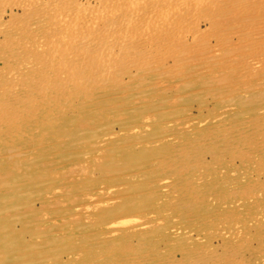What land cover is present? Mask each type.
I'll return each mask as SVG.
<instances>
[{
    "label": "rangeland",
    "instance_id": "obj_1",
    "mask_svg": "<svg viewBox=\"0 0 264 264\" xmlns=\"http://www.w3.org/2000/svg\"><path fill=\"white\" fill-rule=\"evenodd\" d=\"M23 1L0 0L21 26L0 35V264H264V0H165L75 65L51 61L68 17L99 30L131 0Z\"/></svg>",
    "mask_w": 264,
    "mask_h": 264
},
{
    "label": "bare ground",
    "instance_id": "obj_2",
    "mask_svg": "<svg viewBox=\"0 0 264 264\" xmlns=\"http://www.w3.org/2000/svg\"><path fill=\"white\" fill-rule=\"evenodd\" d=\"M3 1V0H2ZM26 1V0H25ZM25 1H23V2H25ZM30 1V0H29ZM39 1V0H38ZM37 1V2H38ZM53 1V0H52ZM54 1H58L59 3L58 4H61V6H62V11H64L65 12V14H66V11L68 10V12H71V11H69V9H71V7H73L75 4L77 5V3H74L75 2V0L74 1H72V0H54ZM101 1V0H100ZM120 1V0H119ZM125 0H123V2H124ZM141 0H131V1H129V2H126V4L128 3V5H124V7L123 6H121V5H123V4H121L120 5V7H118V6H115L114 8H107V10L109 11V15L107 14H104L103 12H104V10L103 11H100V10H98V12H95V14H96V22H95V25H97L98 27H100V29L99 30H96V29H94V27H91L89 24V26H87V27H85L86 25H82V24H79V21L80 20H82V19H84L85 17H86V15H84V14H81V12H79L80 11V9H82V8H78L79 9V11H78V9H77V13H79L78 15H79V17H82V18H76V16L77 15H73V16H75V18H73L72 17V19L70 18V17H68L69 19H68V23H66L65 21H67V19L65 18L66 16H69V14H67V15H65V21L63 22V24H67V28H66V30H68V28H69V32H70V34L74 37V39H72L73 40V42H71V45H69V46H66V47H62V48H60L59 50H58V44H57V42L58 41H63V40H65L66 41V39H59L58 40V38H57V40H56V48H55V50L57 49L60 53L61 52H63L64 54H62L61 53V55H60V53H58L57 55H54L52 52H49V53H52L53 54V57H52V60L49 58V60H51V61H53L54 59H57V60H55V62L53 61V64H55L56 62H60V60H61V63L64 61H72L73 62V64L75 63V64H80V62L79 63H77L80 59H81V61H83V60H86L87 58L89 59V55H92L93 53H94V55H98L99 57H100V55H102L104 52H107L108 50H109V48L111 47V46H109V45H113V44H110V43H112L113 41H114V39H113V41H112V39L110 40V41H106V39L104 38L105 37V35L107 34V33H109V34H111L109 31H110V27L111 28H113V27H118V28H122V29H124V30H126L127 28L129 29V27H131V26H133L132 28H131V30H133V32H134V30H136V29H134V27L136 26V25H142L143 23V25H146V23L145 22H150V21H154V20H151V18L152 19H156V16L158 15L159 16V14L161 15V13L164 11V12H166V13H169V11H170V7L171 6H169L168 7V5L166 6L165 5V0L163 1V6H161V7H158V6H160V3H161V1H160V3H159V1H158V5H157V2H156V0H154V1H152V2H147V3H145L144 4V6H142L143 4H142V2H140ZM171 1V0H170ZM176 1V0H175ZM184 1V0H183ZM16 2V1H15ZM46 2L48 3V1L46 0ZM46 2H44L45 4H46ZM122 2V3H123ZM17 3V2H16ZM25 3H28V1L27 2H25ZM29 3H31V2H29ZM43 3V4H44ZM51 3H53V2H51ZM112 3V2H111ZM119 3V2H118ZM169 3V2H168ZM173 3V2H172ZM1 4V3H0ZM32 4H33V1H32ZM31 4V5H32ZM35 4H37V3H34V5ZM39 4H40V2H39ZM43 4H41V5H43ZM44 4V5H45ZM56 4H57V2H56ZM56 4H55V6H56ZM115 4V3H114ZM120 4V3H119ZM119 4H117V5H119ZM17 5V4H16ZM34 5H33V8L30 6L29 7V9L30 8H32V10L33 9H37L38 7H39V5H37V6H35L36 8H34ZM48 5H49V3H48ZM51 6L53 5V4H50ZM76 5L74 6L75 7V9H76ZM108 5H110V4H108ZM25 6V5H24ZM47 6V5H46ZM83 6V5H82ZM111 6H114L113 4H111ZM111 6H108V7H111ZM28 7V6H27ZM41 7V9H42V6H40ZM39 7V8H40ZM50 7V6H49ZM74 7H73V9H74ZM22 8V7H21ZM53 8H54V6H53ZM58 8H59V6H58ZM61 8V7H60ZM102 9H103V7H101ZM172 8V7H171ZM40 9V10H41ZM174 9V8H173ZM181 9V8H180ZM32 10H30V13H32ZM38 10V9H37ZM59 10V9H58ZM58 10H57V12H58ZM83 10H84V8H83ZM161 10V11H160ZM175 10V9H174ZM26 11H28L27 9H26ZM51 11V10H50ZM53 11V10H52ZM73 11V10H72ZM76 10H74V12H75ZM82 11V10H81ZM106 11V10H105ZM172 11V10H171ZM180 11V10H179ZM44 12V11H43ZM53 12H55V10L53 11ZM63 12V13H64ZM83 12V11H82ZM88 12V11H87ZM244 12V11H243ZM23 13V12H22ZM46 13V12H45ZM44 13V15H46ZM52 13V12H51ZM50 13V14H51ZM106 13H108V12H106ZM34 18L32 17V19L33 20H31V21H35V22H33V24L32 23H30V22H26V20H25V23H29V25L30 24H32L31 26L33 27V29H34V26H35V24L36 25H45V24H47V25H45V26H51L50 27V29L52 30V31H55V30H53V27L55 26L56 27V25L58 24L57 22L58 21H60V20H58V21H55L54 19H53V21L54 22H51L50 20L52 19V17L51 18H49L50 17V15H47V16H49L48 18H47V16L45 17V16H43V14H42V10L41 11H35L34 13ZM32 14V15H33ZM59 14V13H58ZM60 14H62V13H60ZM73 14V13H72ZM71 14V15H72ZM74 14H76V13H74ZM90 14V13H89ZM163 14V13H162ZM170 14V13H169ZM2 15V14H1ZM29 15V14H28ZM31 15V14H30ZM56 15H57V13H56ZM56 15H55V17H56ZM91 15V14H90ZM94 15V14H93ZM105 17H104V16ZM166 15V14H165ZM168 15V14H167ZM173 15V14H172ZM54 16V15H53ZM58 16V15H57ZM60 16V15H59ZM85 16V17H84ZM92 16V15H91ZM90 16V17H91ZM189 16V15H188ZM30 18H31V16H29ZM95 17V16H94ZM143 17H145V22L143 21L144 20V18ZM159 17H161V16H159ZM58 18V17H57ZM60 18H62V19H64L63 17H60ZM88 18V17H87ZM142 18H143V20H142ZM164 18V17H163ZM59 19V18H58ZM89 19H91V18H89ZM88 19V20H89ZM92 19H93V17H92ZM150 19V20H149ZM159 21H160V19L159 18H157ZM190 19V18H189ZM28 20V19H27ZM30 20V19H29ZM85 20H87L86 18H85ZM166 20V19H165ZM16 21H18V19L16 20ZM21 22H23L22 20H20ZM83 21V20H82ZM157 20H155V22H156ZM158 21V22H159ZM188 21V20H187ZM12 22V23H11ZM11 22H9L8 24H5V25H7L6 27H10V30L12 29H16V31L19 29H17V27H21V26H19V22H18V24H16V23H14L13 21H11ZM20 22V23H21ZM87 22V21H86ZM89 22H90V20H89ZM88 22V23H89ZM94 22V21H93ZM182 22V21H181ZM4 23V22H3ZM2 23V24H3ZM77 23V25H75ZM81 23V22H80ZM82 23H85L84 21L82 22ZM165 23V22H164ZM63 24H62V26H63ZM158 24V23H157ZM160 24V23H159ZM18 25V26H17ZM21 25V24H20ZM23 25V28H24V24H22ZM59 25H61V24H59ZM82 25V27H80ZM95 25H93V26H95ZM135 25V26H134ZM177 25V24H176ZM179 25H182V23H180ZM191 25V24H190ZM3 26H4V24H3ZM13 28H12V27ZM17 26V27H16ZM38 26V27H39ZM65 26V25H64ZM96 26V27H97ZM138 26V27H139ZM150 26V25H149ZM157 26V25H156ZM5 27V28H6ZM35 27H37V26H35ZM38 27L36 28V29H38ZM40 27H42V26H40ZM46 27V28H47ZM60 28H61V26H59ZM137 27V28H138ZM141 27H143V26H141ZM154 27V26H153ZM158 27V26H157ZM156 27V28H157ZM160 27V26H159ZM174 27V26H173ZM27 28H28V26H27ZM45 28V27H44ZM57 28V27H56ZM65 28V27H64ZM117 28V29H118ZM155 28V27H154ZM162 28V27H161ZM2 29L4 30V28L2 27ZM26 29V28H25ZM32 29V28H31ZM33 29H32V32H33ZM36 29H35V31H36ZM40 29V28H39ZM42 29H43V27H42ZM57 29H59V28H57ZM63 29V28H62ZM139 29V28H138ZM144 29V28H143ZM10 30H9V32H10ZM20 30H21V28H20ZM20 30L18 31V32H20ZM45 30H47V29H45ZM48 30H49V28H48ZM65 30V29H64ZM64 30H62V32H64ZM145 30V29H144ZM148 30H150V29H148ZM158 30V29H157ZM0 31H1V27H0ZM7 31L8 30H6V32L5 31H2V32H0V35H4L5 36V34H1V33H6V34H8L7 33ZM15 30H13L12 31V33L14 32ZM23 31V30H22ZM59 31H61V30H59ZM120 31V30H119ZM146 31V30H145ZM30 32V31H29ZM42 31L40 30V33H41ZM55 32H57V30L55 31ZM54 32V33H55ZM62 32H60V33H62ZM67 32V34H68V31H66ZM66 32H64V33H66ZM115 32V31H114ZM131 32V31H130ZM132 32V33H133ZM255 32V31H254ZM22 33V32H21ZM24 33H25V31H24ZM31 33V32H30ZM39 33V32H38ZM46 33V32H45ZM50 33V32H49ZM49 33H48V35H49ZM58 33V35H60L59 34V32H57ZM113 33V32H112ZM119 33V32H118ZM135 33V32H134ZM11 33H9L8 35H10ZM15 34L17 35V37L19 36L18 35V33L17 32H15ZM23 34V33H22ZM21 34V35H22ZM27 34V33H26ZM51 35L53 34V32L52 33H50ZM63 34V33H62ZM62 34H61V37H62ZM127 34V33H126ZM137 34V33H136ZM35 35L36 34H34V37H35ZM44 35H46V34H44ZM50 35V36H51ZM57 35V36H58ZM64 35V34H63ZM101 35L103 36V37H101ZM115 35V34H114ZM113 35V36H114ZM131 35H133V34H131ZM142 35V34H141ZM140 35V36H141ZM183 35V34H182ZM15 35H13V37H14ZM26 36V35H25ZM53 36V35H52ZM55 36H56V34H55ZM65 36V35H64ZM68 36H70L69 34H68ZM100 36V37H99ZM109 36V35H108ZM130 36V35H129ZM143 36H145V35H143ZM143 36H142V38H143ZM7 37H9V36H6V38ZM12 37V36H11ZM31 37H32V34H31ZM36 37H40V36H36ZM42 37H43V34H42ZM54 37V36H53ZM132 37V36H131ZM165 37V36H164ZM5 38V37H4ZM3 38V39H4ZM24 38V37H23ZM55 38V37H54ZM109 38H113V37H109ZM108 38V39H109ZM118 38V37H117ZM127 38V37H126ZM12 39V38H11ZM36 39V38H35ZM34 38L33 39H31V40H35ZM38 39V38H37ZM40 39H41V37H40ZM43 40L42 41H44V37L42 38ZM116 39V38H115ZM121 39V38H120ZM127 39H129V37L127 38ZM126 39V41H127V44L129 43V45H130V43L131 42H133V41H131V42H128L129 40H127ZM153 39V38H152ZM9 40V39H8ZM49 40H51V39H49ZM54 40V39H53ZM67 40H70V41H72L71 39H67ZM135 40V39H134ZM138 40H140V39H138ZM137 40V41H138ZM143 40H145V39H143ZM35 41H37V40H35ZM46 41V40H45ZM65 41L64 42H62V43H65ZM137 41L135 42V43H137ZM3 42V41H2ZM24 42H25V40H24ZM53 42H55V41H53ZM52 42V43H53ZM115 42H116V40H115ZM123 42V41H122ZM142 42V41H141ZM26 43H28V41H26ZM25 43V44H26ZM40 43H41V40H40V42H39V45H40ZM42 43H44V42H42ZM62 43H59L60 44V46H61V44ZM70 42H68V44H69ZM114 43V42H113ZM118 43V42H117ZM148 43V42H147ZM23 44V43H22ZM45 45H46V42L44 43ZM67 44V45H68ZM139 44V43H138ZM141 44V43H140ZM3 45H4V42H3ZM37 45V43H35V46ZM45 45H44V48H45ZM49 45V44H48ZM63 46H64V44H62ZM116 45V44H115ZM123 45V44H122ZM121 45V46H122ZM16 46H17V44H16ZM19 46V45H18ZM34 46V47H35ZM1 47H2V45H1ZM14 47V46H13ZM55 47V46H54ZM131 47V49L130 50H127V51H132L133 50V46H129V47H127V48H130ZM140 47V46H139ZM3 48V47H2ZM1 48V49H2ZM30 48V47H29ZM36 48H38L37 46H36ZM39 48H40V46H39ZM39 48H38V50H39ZM42 48H43V45H42ZM126 48V49H127ZM0 49V50H1ZM4 49V48H3ZM2 49V50H3ZM8 49H10V48H8ZM17 49V48H16ZM15 49V50H16ZM32 49H34V48H32ZM119 49H120V47H119ZM135 49V48H134ZM145 49V48H144ZM156 49V48H155ZM7 50V49H6ZM13 50V49H12ZM14 50V51H15ZM36 50V49H35ZM44 50V49H43ZM43 50L41 51V52H43ZM54 49L52 50V51H55ZM185 50V49H184ZM4 51V50H3ZM30 51H31V48H30ZM49 51H51V50H49ZM151 51V50H150ZM33 52V51H32ZM35 52V51H34ZM33 52V53H34ZM38 52H40V50L38 51ZM44 52H45V50H44ZM23 53V52H22ZM108 53V52H107ZM120 53V52H119ZM171 53H172V51H171ZM10 54V53H9ZM27 54V53H26ZM35 54V53H34ZM40 54V53H39ZM43 54H45V53H43ZM116 54V53H115ZM123 54V53H122ZM150 54H152V53H150ZM160 54V53H159ZM174 54V53H173ZM0 55H1V53H0ZM5 55H6V53H5ZM40 55H42V54H40ZM51 55V54H50ZM60 55V56H59ZM22 56V55H21ZM26 56V55H25ZM31 56V55H30ZM38 56V55H37ZM165 56V55H164ZM2 57H3V55H2ZM13 57V56H12ZM11 57V58H12ZM15 57V56H14ZM35 57V56H34ZM43 57V56H42ZM51 57V56H50ZM94 57V56H93ZM98 57V58H99ZM102 57V56H101ZM129 57V56H128ZM127 57V58H128ZM133 57V56H132ZM147 57V56H146ZM155 57V56H154ZM162 57V56H161ZM4 58V57H3ZM6 58H9V57H7L6 56ZM40 58V57H39ZM44 58V57H43ZM126 58V59H127ZM158 58V57H157ZM167 58V57H166ZM10 59V58H9ZM96 59V58H95ZM121 59V58H120ZM172 59V58H171ZM48 60V59H47ZM47 60H45V62L47 61ZM48 60V61H49ZM59 60V61H58ZM63 60V61H62ZM122 60V59H121ZM141 60V59H140ZM155 60V59H154ZM160 60V59H159ZM158 60V61H159ZM188 60V59H187ZM14 61V60H13ZM67 61V62H68ZM125 61H127V60H125ZM143 61V60H142ZM146 58H145V60L143 61V62H141L140 64H135V63H133V61L130 59V60H128L127 62H125V63H123L124 61H121L123 64H122V66L125 64L127 67H132V68H137V67H142V66H144V64H146ZM71 62V63H72ZM134 62H136V61H134ZM26 63H28V62H24V64H26ZM49 62H47V64H48ZM51 63V62H50ZM69 63V62H68ZM68 63H66V64H68ZM90 63V62H89ZM96 63V62H95ZM29 64V63H28ZM35 64V63H34ZM44 64H46V63H42V65H44ZM63 64V63H62ZM70 64V63H69ZM72 64V65H73ZM74 64V65H75ZM101 64V63H100ZM155 64V63H154ZM176 64V63H175ZM41 65V64H40ZM56 65H57V63H56ZM73 65V66H74ZM141 65V66H140ZM150 65V64H149ZM148 65V66H149ZM252 65V64H251ZM25 66V65H24ZM39 66V65H38ZM64 66H66V65H64ZM63 66V67H64ZM77 66V65H76ZM81 66H83V63H82V65ZM86 66H88V65H86ZM90 66V65H89ZM92 66V68H93V65H91ZM134 66V67H133ZM154 66V65H153ZM156 66V65H155ZM18 67V66H17ZM42 67V66H41ZM44 67H45V65H44ZM47 67V66H46ZM52 67V69L50 68V64H49V69L50 70H54V69H56V67L57 66H55V67H53V66H51ZM78 67V66H77ZM85 67V66H84ZM103 68V65L102 66H98V67H95V68H93V69H96L95 71L96 72H91L92 73V75H95L96 73L98 74V77H99V75L101 74V72H102V68ZM106 67V66H105ZM145 67H146V65H145ZM25 68V67H24ZM36 68H38V67H36ZM54 68V69H53ZM70 68V67H69ZM73 68V67H72ZM101 68V69H100ZM107 68V67H106ZM79 69V68H78ZM80 69H82V68H80ZM110 69H112V68H110ZM124 69H125V67H124ZM138 69V68H137ZM136 69V70H137ZM141 69V68H140ZM36 70V69H35ZM38 70H40L39 68H38ZM46 70V69H45ZM64 70V69H63ZM89 70V69H88ZM103 70H105V69H103ZM114 70V69H113ZM112 70V71H113ZM158 70V69H157ZM122 71V70H121ZM3 72V71H2ZM10 72V71H9ZM43 72V71H42ZM45 72V71H44ZM48 72V71H47ZM53 72V71H52ZM46 73V72H45ZM54 73V76L55 77H58V79H59V76L61 77V75H62V73L60 72V70H59V72L56 70V71H54L53 72ZM58 73H60V74H58ZM74 73V72H73ZM72 73V74H73ZM88 73V72H87ZM91 73H90V75H91ZM103 73V72H102ZM107 73H109V71L107 72ZM47 75H48V73H46ZM74 74H76V73H74ZM77 75V74H76ZM75 75V76H76ZM91 75V76H92ZM107 75V74H106ZM112 75V74H111ZM13 76V75H12ZM87 75L86 74H84L83 75V77H82V79H84V81H86L85 79L87 78L88 79V76L86 77ZM101 76V75H100ZM31 77V76H30ZM62 77H64V76H62ZM62 77H61V79H62ZM73 77V76H72ZM104 77H106V76H104ZM1 78V77H0ZM33 78V77H32ZM47 78V77H46ZM65 78H67V77H65ZM64 78V79H65ZM91 78V77H90ZM89 78V79H90ZM93 78V77H92ZM30 79V78H29ZM42 79V78H41ZM45 79V78H44ZM50 79V78H49ZM51 79H56V78H51ZM60 79V80H61ZM95 79V78H94ZM23 80V79H22ZM66 80H69V79H66ZM48 81V80H47ZM50 81V80H49ZM48 81V82H49ZM55 81V80H54ZM117 81V80H116ZM6 82V81H5ZM19 82V81H18ZM43 82V81H42ZM48 82H45L46 84H48ZM62 82V81H61ZM64 83H65V81H63ZM68 81H66V83H67ZM12 83H14V82H12ZM21 83H22V81H21ZM21 83H20V85H21ZM69 83V82H68ZM78 83V82H77ZM25 84V83H24ZM45 84V85H46ZM97 84V83H96ZM19 85V86H20ZM29 85V84H28ZM65 85V84H64ZM98 85V84H97ZM18 86V87H19ZM38 86V85H37ZM27 87V86H26ZM25 87V88H26ZM76 87V86H75ZM67 88V87H66ZM248 89V88H247ZM10 90V89H9ZM12 90V89H11ZM39 91V90H38ZM54 91V90H53ZM69 91V90H68ZM27 92V91H26ZM7 94V96L8 95H12V93H8V92H6ZM43 93V92H42ZM14 94V93H13ZM16 94V93H15ZM18 94V93H17ZM25 94V93H24ZM50 94V93H49ZM31 95V94H30ZM69 95V94H68ZM15 96V95H14ZM13 96V97H14ZM3 97V96H2ZM12 97V98H13ZM17 97V96H16ZM4 98V97H3ZM11 98V97H10ZM23 98H25V97H23ZM15 99H17V98H15ZM28 99V98H27ZM5 100H7V97L5 98ZM21 100V99H20ZM26 100V99H25ZM15 100L13 99V102H14ZM1 102V101H0ZM8 102V101H7ZM18 102V101H17ZM16 103V102H15ZM3 104H4V101H3ZM263 109V108H262ZM264 118V117H263ZM239 123V122H238ZM245 123V122H244ZM243 126H244V124H243ZM237 127V126H236ZM226 128V127H225ZM233 128V127H232ZM244 129V128H243ZM238 131V130H237ZM195 143V142H194ZM193 147V146H192ZM16 149V148H15ZM7 152V151H6ZM255 217V216H254ZM124 223V222H123ZM77 247V246H76ZM82 249V248H81ZM79 251V250H78ZM143 256V255H142ZM135 257V256H134ZM144 257V256H143ZM113 258V257H112ZM133 258V257H132ZM200 259V258H199ZM203 259V258H202ZM135 260V259H134ZM172 263V262H171Z\"/></svg>",
    "mask_w": 264,
    "mask_h": 264
}]
</instances>
